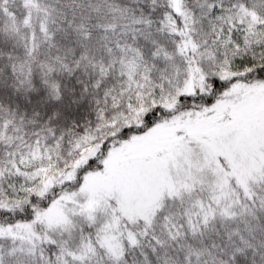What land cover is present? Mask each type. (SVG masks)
<instances>
[{"label":"snow or ice","instance_id":"snow-or-ice-1","mask_svg":"<svg viewBox=\"0 0 264 264\" xmlns=\"http://www.w3.org/2000/svg\"><path fill=\"white\" fill-rule=\"evenodd\" d=\"M0 264H264V0H0Z\"/></svg>","mask_w":264,"mask_h":264}]
</instances>
